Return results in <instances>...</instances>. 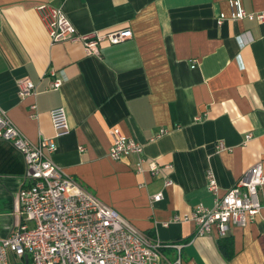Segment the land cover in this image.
<instances>
[{
    "label": "crops",
    "instance_id": "obj_1",
    "mask_svg": "<svg viewBox=\"0 0 264 264\" xmlns=\"http://www.w3.org/2000/svg\"><path fill=\"white\" fill-rule=\"evenodd\" d=\"M229 1L0 0V108L32 143L52 139L51 160L137 230L182 244L187 264H264V185L255 222L231 227L223 238L215 231L197 237L191 222L162 226L199 204L212 207L207 170L219 196L256 163L264 174V27L247 20L217 26L220 13L230 15ZM239 1L247 12L264 10V0ZM43 3L61 6L79 34L129 29L132 38L100 43L99 57L86 55L80 43L52 44L35 11ZM51 70L67 77L56 91L48 90ZM23 77L35 96L19 97ZM58 107L70 128L60 138L49 115ZM112 128L172 171L152 177L135 171L137 156L110 160ZM160 129L165 134L151 141ZM246 135L251 139L243 144ZM218 141L231 150L217 153ZM23 174L21 155L0 141V239L19 222ZM167 176L172 184L165 187ZM159 192L162 199L151 202ZM221 243L229 244V254ZM161 253L163 261L175 257L171 248ZM9 262L31 264L27 257Z\"/></svg>",
    "mask_w": 264,
    "mask_h": 264
},
{
    "label": "built area",
    "instance_id": "obj_2",
    "mask_svg": "<svg viewBox=\"0 0 264 264\" xmlns=\"http://www.w3.org/2000/svg\"><path fill=\"white\" fill-rule=\"evenodd\" d=\"M228 6L230 15L220 13L216 19L217 26L226 20H247L264 27V10L247 12L239 0H230ZM35 11L52 44L80 43L88 56L99 57V45L104 41L116 45L132 38L129 29L105 34H79L61 6L43 3ZM237 39L245 44L242 35ZM49 75V91L59 90L67 81L63 71L51 70ZM17 88L21 98L36 94L28 77L21 78ZM36 108L35 104L30 106L32 118L36 117ZM49 115L55 137L66 136L70 128L64 107L52 109ZM163 134L165 131L160 129L151 141ZM109 136L110 160L137 156L135 171L152 177L172 171L171 164L160 166L145 157L142 144L118 128H112ZM250 139L251 135H246L243 144ZM0 141L9 143L24 163L23 186L18 193L19 222L13 232L0 239V264H10V257H27L31 264H187L182 259V244L162 243L159 238L137 230L51 160L56 151L52 139L40 137L38 143H32L1 108ZM83 150L79 147V151ZM230 150L222 141L215 143L217 153ZM206 179L207 190L214 198L212 207L199 204L190 214L182 218L174 216L171 221L163 223V227L171 222H191L196 226L197 237L215 231L219 238H223L231 227L245 228L255 222L262 210L259 197L264 185L262 163L250 167L222 196L218 195L219 187L211 170L206 171ZM171 184L167 176L165 187ZM161 199L162 193L159 192L151 197V202ZM166 248L175 251L172 261H163L161 250Z\"/></svg>",
    "mask_w": 264,
    "mask_h": 264
},
{
    "label": "trees",
    "instance_id": "obj_3",
    "mask_svg": "<svg viewBox=\"0 0 264 264\" xmlns=\"http://www.w3.org/2000/svg\"><path fill=\"white\" fill-rule=\"evenodd\" d=\"M219 248L221 249V251L225 254H229V244H223L221 243Z\"/></svg>",
    "mask_w": 264,
    "mask_h": 264
}]
</instances>
